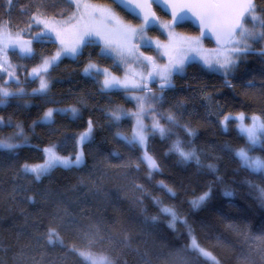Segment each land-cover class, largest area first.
<instances>
[{
	"label": "trees",
	"instance_id": "trees-1",
	"mask_svg": "<svg viewBox=\"0 0 264 264\" xmlns=\"http://www.w3.org/2000/svg\"><path fill=\"white\" fill-rule=\"evenodd\" d=\"M92 1L109 3L125 20L139 22L110 0ZM254 5L264 20V0ZM73 11L69 0H0V26L28 31L30 37L38 30L31 22L35 13L65 17ZM178 28L197 34L190 23ZM258 44L226 76L188 62L182 74L173 75L171 87L150 85L161 90L154 111L170 129L163 138L149 129L147 151L158 165L154 171L141 162L140 147L117 136L131 138L134 103L123 90H102L99 75L82 72L89 60L115 67L99 44L41 71L48 90L38 95L32 92L38 85L33 69L56 52V43L32 41L28 57L10 51L15 75L9 89L23 92L0 105V140L21 147L0 149V264H90L85 254L108 264H264V172L242 167L235 151L247 139L234 121L222 125L224 115L235 113L258 116L264 123V51ZM137 48L155 55L152 47ZM0 77L1 86L7 78ZM70 107L78 110L76 116L54 111L50 123L38 121L50 108ZM117 109L129 115L114 123L109 113ZM89 120L91 138L78 144ZM177 141L185 151L194 149L199 163L170 151ZM53 145L63 157L82 153V162L54 167L39 180L24 172L25 164L43 162V149ZM250 152L264 160V138ZM204 193L207 199L194 208L192 201ZM165 207L178 217L174 226L161 211ZM50 229L60 242H47ZM194 241L209 256L192 247Z\"/></svg>",
	"mask_w": 264,
	"mask_h": 264
},
{
	"label": "rangeland",
	"instance_id": "rangeland-1",
	"mask_svg": "<svg viewBox=\"0 0 264 264\" xmlns=\"http://www.w3.org/2000/svg\"><path fill=\"white\" fill-rule=\"evenodd\" d=\"M72 3L74 4V11L65 17H52L42 15L40 13H35L32 17H36L37 20L45 21L48 24V29H45L44 24H36L32 22V26L38 27V30L35 32L31 31L30 37L25 36L28 31L25 32L12 30L7 26L6 23H3L0 26V75H5V78H7L3 83L4 85H1L0 87H6L9 92L12 90L9 89V85H12L11 81L15 75V66L10 60L9 53L10 51H14L13 46H15V51L19 54V47L21 44L30 42L31 45V42L36 40L34 39V37H36L38 33L45 31L48 32V36L56 43L58 48L55 53L46 56L42 60L40 65L35 68L40 69L44 60H51L52 57H55L58 52H61L62 48L70 47L77 43L80 35L83 34V32L87 28L97 29L100 32V36H94L93 39L99 41V43L97 44L100 45L102 54L111 57L114 61L115 67L103 65L95 60H89L85 64L82 72L83 74H85L84 69L87 68L89 64H93L96 66V69L106 70V74L110 77H115L118 81L121 82V85L127 83V88L121 86L113 88L111 90H123L126 93L127 97L134 103L137 114H134L132 116V134L133 130L137 127V121L139 120L140 123L145 126L146 135L148 138L149 129H151L155 123L158 122L160 126L166 128L162 123L160 117H158L154 111L156 105L161 99V90L150 87V85H152L153 83L164 84L165 81L161 78V76H167L169 82H171V78L174 74H182L184 72L185 65L188 62H198L207 70L216 72L222 76H226L232 72L235 65L244 55H238L233 50L232 41L241 40L238 35H235L225 47H219L213 44L209 45L206 44L205 41L202 40L196 33H187L182 31L178 27H163V25H169L168 19L160 18L159 23L155 27L156 32H151L150 30L144 29L145 38L151 41V47L155 50V55L153 57L151 56L152 63H149L143 60V57L149 56L144 52L140 53L139 49L137 48V45H139L140 47H145L140 42L139 36L137 35V37L126 41L121 35L122 31L126 28L136 29L137 32H139L142 23L125 20L118 14V12L112 5L106 2H94L92 0H72ZM254 14L258 17L257 13ZM108 16H111V19H107ZM244 27L249 30H253L252 22L245 23ZM254 31L261 32L263 31V29L256 28ZM105 40L111 41V43L107 47L105 46ZM61 41H63V43H61ZM257 41L259 42L258 45L260 46L262 51H264V39ZM257 41L249 39L244 41V43H246L251 48L253 43ZM102 49L105 50L102 51ZM76 56L64 55L61 52L59 60L54 64H57L64 57L75 58ZM229 59L234 60L235 63L231 70L226 72L225 69L220 67V64H223L226 60ZM180 61H183L182 71H175L174 66L177 65ZM205 61L210 62L213 68L210 69L205 64ZM54 64L50 65L48 68H50ZM153 64L155 65V67H153ZM144 65H147V67H145ZM91 71L93 75H96L95 69H92ZM150 72L153 73V76H149ZM41 76L47 83L46 77L44 75ZM99 76L101 85L103 87V80L105 78V75L101 74ZM37 81L38 85L34 89H38L40 87L39 77ZM47 90L48 88L46 89V91ZM137 98H140L143 103L138 102ZM26 104L28 105V103ZM72 108L75 107L64 109L68 111L62 112H70V114L73 116L72 112L70 111V109ZM141 110L143 111V113H140ZM44 114L38 120L39 122H42ZM77 114L78 110L75 116ZM239 114L240 113H235L231 115L239 116ZM244 116L245 119L243 121V124L247 127H251L253 125L251 117L255 115L244 114ZM168 117L169 116H166V118ZM223 118L222 125L223 127H225ZM234 122L236 128L239 131V125L241 121L235 120ZM256 123L258 125L263 122L259 118ZM263 138L264 137H261V141L263 140ZM4 141H6V139ZM6 142L12 143V140H8ZM140 148L142 157L144 156L145 151H147V141L145 147ZM147 154L150 155L148 151ZM248 154L250 156L257 157L250 151ZM45 160L38 164L28 165H42L45 163ZM144 164L150 171H154L148 167L147 163ZM192 244L193 243H191V246L193 247ZM199 253L201 252L199 251ZM202 255L205 257L209 256L204 254ZM84 257L90 262V264H93L94 261H100L101 259H103L87 254H85ZM103 260L106 262V264H108L105 259Z\"/></svg>",
	"mask_w": 264,
	"mask_h": 264
},
{
	"label": "snow or ice",
	"instance_id": "snow-or-ice-1",
	"mask_svg": "<svg viewBox=\"0 0 264 264\" xmlns=\"http://www.w3.org/2000/svg\"><path fill=\"white\" fill-rule=\"evenodd\" d=\"M9 4L12 3V0H8ZM72 0H69V3H71ZM117 2L121 5L126 4L127 0H117ZM155 2L159 3L160 0H155ZM137 8H141V4L136 5ZM199 7L202 9V12L200 14L201 22L205 24V27H208L209 24H215L221 32H226L229 37H232L234 34L238 35L241 40L239 41H232L233 43V50L238 54L242 55L246 52L251 51L250 47L244 43L246 40H262L264 39V31L261 32H255L254 30L256 28H262L264 29V20H261L259 17H257L255 13V5L251 3V0L247 4H239L236 3L235 0H204ZM239 8L242 9L239 12H236L235 10ZM130 12L134 13L137 18L139 17V13L135 12L134 8L128 9ZM107 19H111V16H108ZM188 19L186 15H173V23H179L184 20ZM31 22H34L36 24H44L45 29H48V24L43 20H37L36 17H32ZM30 22V24H31ZM252 22V29L249 30L244 27L245 23ZM155 19L154 14H152V18L149 16L144 17L143 24L140 27L139 32H137L136 29L126 28L122 31L121 35L123 38L127 41L132 38L139 36L140 42L147 48L151 47V41L146 39L144 36V29L147 27L155 26ZM163 27L167 28L170 27V25H163ZM202 36L206 35L205 32L201 33ZM94 36H100V32L97 29L93 28H87L83 34L80 35L77 43L70 47H64L62 48L61 52L64 55H71L76 56L79 54L80 50L84 46H89L93 43H99L98 40L93 39ZM50 39L48 36V32H41L38 33L34 39L37 41H43L44 39ZM63 43V41H61ZM111 43L110 40H105V46L107 47ZM198 43V41H197ZM30 42H25L20 45L19 47V54L25 57L31 56L32 48L29 46ZM135 47V46H133ZM13 50L15 51V46H13ZM105 49H102L104 51ZM61 52H58L55 57H52L51 60H44L43 64L40 69H33L32 76L33 78H40V87L38 89L33 90V95L43 94L46 89L48 88V84L45 82L43 77L40 75V72H47L48 67L52 64H54L56 61L59 60L61 56ZM142 55V54H141ZM144 61H147L149 63H152V57H143ZM219 63V62H218ZM234 60H226L223 64H220V67L225 69V71H230L231 68L234 66ZM205 64L211 69L213 68L212 64L208 61H205ZM147 67V65H144ZM153 67L155 65L153 64ZM183 68V61H180L177 65L174 66L175 71H182ZM92 69L96 70V75H105V78L103 80V87L102 90H111L116 87H124L127 88V83H124L121 85V82L118 81L115 77H110L106 74V70H100L96 69V66L93 64H89L87 68L84 69V72L86 75H93ZM215 70V69H213ZM159 74V73H157ZM149 76H153V73H149ZM2 78V77H0ZM161 78L165 81L164 84L161 85V89L163 90L164 87H171L168 77L167 76H161ZM23 92V89H20L19 92H9L6 87H0V105H3L6 103L7 98L15 95H19ZM138 102L143 103V101L140 100V98H137ZM158 99V98H154ZM54 111H68L64 109H48L47 112H45L44 117L42 119V122L50 123L51 119L53 117ZM73 116L77 113L76 108L70 109ZM129 114L127 112H121L120 110H114L109 113V119L114 122L118 123L121 119L125 118ZM168 121L170 123H173V117L169 116ZM245 119V116L243 113H240L239 116H233L231 114L224 116L223 123L225 126L227 125V122L229 121H235L239 120L241 121L239 125V131L242 136H245L247 139V145L243 148H240L239 150L235 151V155L239 158L242 167L247 168L253 172H264V160H261L259 157H253L250 156L248 153L251 151L258 143H261V137H264V123H260L257 125V121L259 120V117H251V120L253 121V125L251 127H247L243 124V121ZM2 118H0V123H2ZM170 129L166 130L164 127L160 126V124L157 122L155 123L152 128L150 129V134L155 135L157 132L161 135L163 138L165 135H167V132ZM91 132H92V121H88V128L87 130L82 133L79 136V139L77 141L78 144H84L91 138ZM192 134L191 132L189 133ZM117 136L120 137V139L124 140L128 145L132 147H145L146 141H147V135H146V129L143 124L140 123V121H137V127L133 130V134L131 138L124 136L120 133H117ZM21 147L19 144H13L8 143L4 140H0V149H5L8 151H12L14 149H17ZM44 153L46 154V160L45 163L42 165H28L25 164L23 166V170L25 173H31L35 176L37 180L41 178V176L46 175L52 168L54 167H69L72 165L79 166L81 161L82 153L77 154L75 159H72L71 157H63L58 155L56 151V146L53 145L51 147L43 149ZM170 151H175L179 154V156L184 161H188L191 159H195L197 163H199V158L196 156L195 150H189L185 151L184 148L181 146V143L177 141L172 149ZM141 162L147 163L148 167L152 170H158V165L156 161L147 154V151H145L144 156L141 157ZM210 168H212V165H209ZM163 187V184H162ZM169 192H172L171 189H168ZM173 195L175 193H172ZM209 193H204L201 195L198 199L192 201V205L194 208L199 207L208 197ZM225 195H231V193H225ZM161 211L169 216L172 217V222L170 223V226H174V222L178 219L176 213L170 209V208H162ZM155 220L156 217H153ZM48 243L54 244L57 242H60L59 235L54 229H50L48 234ZM193 247L198 249V246L195 244V241L193 242ZM202 254L208 255V253L204 252L203 249H198ZM83 255V253H81ZM93 264H106V262L101 259L100 261H94Z\"/></svg>",
	"mask_w": 264,
	"mask_h": 264
},
{
	"label": "water",
	"instance_id": "water-1",
	"mask_svg": "<svg viewBox=\"0 0 264 264\" xmlns=\"http://www.w3.org/2000/svg\"><path fill=\"white\" fill-rule=\"evenodd\" d=\"M117 8L121 9L128 15L134 17L139 22L143 24L144 17L147 15L152 18L154 14L155 26L147 27L146 30L155 28L159 23L160 17L155 11V7L158 8L167 18L170 28L178 27L184 23H190L197 31L198 36L204 40L209 41L213 45L219 47L227 46L228 42L235 36L229 37L226 32H221L220 29L215 24H209L208 27H205V24L201 22L200 14L202 9L199 5L204 2V0H160L159 3L155 0H127L126 4L121 5L117 0H110ZM239 4H247L249 0H235ZM251 3L254 4V0H251ZM141 4V8H137L136 5ZM134 8L136 13H139V17L130 12L128 9ZM242 9L237 8L235 11L239 12ZM186 15L188 19L179 22L173 23V15ZM205 32L206 35L202 36L201 33Z\"/></svg>",
	"mask_w": 264,
	"mask_h": 264
}]
</instances>
